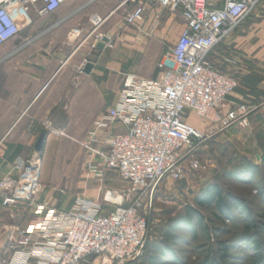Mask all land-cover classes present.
<instances>
[{
    "label": "built area",
    "instance_id": "built-area-1",
    "mask_svg": "<svg viewBox=\"0 0 264 264\" xmlns=\"http://www.w3.org/2000/svg\"><path fill=\"white\" fill-rule=\"evenodd\" d=\"M68 1L0 0V46L30 28L34 17L52 14ZM261 2L122 0V5L130 6L124 26H137L149 4L178 14L182 26L175 45L157 63L158 76L125 74L115 104L96 116L84 137L75 141L85 154L88 177L100 182L111 172L128 188L103 190L100 184L102 195L96 201L78 197L69 210L61 211L42 198V161L17 160L15 174L0 180V205L15 228L6 238L0 264H80L89 257L100 259L101 264H124L141 254L148 230L141 211L151 208L160 182L182 179L186 163L191 170H199L190 154L204 136L232 127L246 129L253 114H264V104L252 107L230 101L237 78L209 62L214 49ZM104 21L91 15L90 35ZM85 64L77 69L79 74ZM190 116L204 128L192 125ZM109 205L114 206L110 213L98 215ZM26 216L31 220L22 227Z\"/></svg>",
    "mask_w": 264,
    "mask_h": 264
},
{
    "label": "rangeland",
    "instance_id": "rangeland-1",
    "mask_svg": "<svg viewBox=\"0 0 264 264\" xmlns=\"http://www.w3.org/2000/svg\"><path fill=\"white\" fill-rule=\"evenodd\" d=\"M73 3L79 14H96L105 19L104 23L95 34L89 33L83 38L82 33L70 46L48 45L47 53L40 51L32 59L52 64L64 61L82 65L84 61L86 64L97 62L101 69L108 66L109 69H103V109L115 100L125 74L147 79L158 76L157 63L175 45L182 29L178 14L169 9H160L155 4H149L143 20L137 26H124L123 18L130 6L122 5V0H73ZM57 13H64V9H59ZM251 22L264 24V0L241 26ZM256 32L264 35V25L258 27ZM98 35L103 39L97 38ZM104 39L107 40L104 50H100L97 44ZM228 40L225 39L214 49L209 56L210 64L239 80L234 93L250 95L242 103L252 107L264 104V65L260 61L244 66L239 55L232 51L226 63H218L216 58H226ZM71 54L73 58H70ZM246 77L253 84L242 83ZM93 118L89 117L88 121ZM47 119L55 122L39 134V149L34 155V159L42 161L44 195L51 203L67 210L78 197L96 201L102 195L99 181L86 175L83 164L85 154L75 143L85 135L87 128L81 127L82 130L75 133L71 128L61 127L58 123H63L66 118L60 117L59 111H53ZM71 119L73 123L84 120L81 117ZM8 120L0 116V146L9 140H4L5 133L1 131ZM189 122L201 130L204 128L194 116H190ZM48 136L57 137L59 142L49 160L45 153L44 161L47 162L43 164ZM24 137L30 136L24 134ZM190 155L198 161L199 170H191L186 163L182 179L164 178L160 182L153 194L151 208L146 212L141 211L148 223L141 254L124 264H202L207 259L215 260L218 264H264V229H259L264 223V195L260 194L264 192V114L261 111L253 114L246 129L232 127L222 133L204 136ZM254 165L255 175L246 174L249 172L247 166ZM14 174L13 166L10 175ZM102 184L103 190L124 191L128 188V184L110 172L105 173ZM211 185L219 186L225 194L238 201L242 200L248 215L233 208L229 217H224L215 209L198 207L195 199ZM113 208V205L102 207L98 215H106ZM190 209L200 214V225L191 224L189 227L186 224L185 215ZM246 226L253 228L246 231ZM255 238L260 249L256 248V241L253 242ZM220 244L227 248L225 255L219 250ZM258 253L262 257H256ZM80 264H101V260L89 257Z\"/></svg>",
    "mask_w": 264,
    "mask_h": 264
},
{
    "label": "crops",
    "instance_id": "crops-1",
    "mask_svg": "<svg viewBox=\"0 0 264 264\" xmlns=\"http://www.w3.org/2000/svg\"><path fill=\"white\" fill-rule=\"evenodd\" d=\"M61 8L64 9V13L59 14L56 11L54 15L36 17L30 28L24 30L15 40L0 46V116L9 118L1 129L5 133L4 140L7 138L9 140L0 146V180L10 175L17 160L34 159L39 149V134L55 122V120L47 119L53 111H59L60 117L66 118L63 123H58L61 127L71 128V131L76 133L85 126L86 134L94 118L116 102L117 95L113 103L103 109V69H109L108 66L101 69L97 62L91 63L93 68L90 74H84L83 70L79 74L77 69L82 67L80 63L72 64L64 61L52 64L48 61L32 59L40 51L47 53L48 45L70 46L82 33L83 38L90 33L92 28L90 15L79 14L78 9L74 8L73 0H69ZM261 25L264 24L245 23L231 34L228 37L226 58H216L218 63H226L227 58L230 57L229 53L233 51L239 55L244 66H249L256 60L264 65V35L256 32ZM98 49L104 50V48ZM73 56L71 54L70 58ZM242 83L253 84V81H248L246 77ZM245 97L250 95L233 93L229 100L245 102ZM93 116L94 118L89 122L88 118ZM72 117H81L84 120L73 123ZM11 133L14 135L11 136ZM24 134H29L30 137L25 138ZM58 142L57 137H47L43 151V164L47 162L44 161L45 153L49 156V160ZM24 153L29 154L24 155ZM4 171H6L5 174H3ZM102 181L99 182V189ZM42 198L51 206L67 211L51 203L44 192ZM30 220L31 217H27L22 221L21 226H27ZM14 231L13 222L0 205V253L7 236Z\"/></svg>",
    "mask_w": 264,
    "mask_h": 264
},
{
    "label": "trees",
    "instance_id": "trees-1",
    "mask_svg": "<svg viewBox=\"0 0 264 264\" xmlns=\"http://www.w3.org/2000/svg\"><path fill=\"white\" fill-rule=\"evenodd\" d=\"M35 19H37V18L34 17V21H35ZM238 83H239V80H238ZM236 90H237V88L235 89V91ZM247 171H249V172L246 174H248V175L252 174L254 176L255 171H256V166L255 165L254 166H247ZM260 194L264 195V192L261 191ZM195 204L198 207H202V208H206V209H215L224 217H229L230 212L233 208H238L242 211L243 214L248 215V209L246 207V204H244L242 200L238 201V200L232 198L230 195L225 194L223 192V190L217 185L209 186L205 190V192L202 196L195 199ZM185 219H186L185 220L186 224L189 227L191 224L194 226H196V225L198 226L202 223V218H201L200 214H198L197 211L192 210V209H190L189 211L186 212ZM252 226L257 227L256 225H252ZM252 226H246V231H249L251 228H253ZM203 228H205V227H203ZM259 229H264V223L262 224V226ZM192 235L194 236V231L192 232ZM254 237H255V234H254ZM253 242L256 243V248L260 249V245L258 244V240H256V238ZM220 246L221 247L219 248V250L224 252L223 255H225L227 248L225 246H223V244H220ZM256 257H262L261 253H258ZM262 259H264V258H262ZM202 264H218V263L215 262V260L207 259Z\"/></svg>",
    "mask_w": 264,
    "mask_h": 264
},
{
    "label": "water",
    "instance_id": "water-1",
    "mask_svg": "<svg viewBox=\"0 0 264 264\" xmlns=\"http://www.w3.org/2000/svg\"><path fill=\"white\" fill-rule=\"evenodd\" d=\"M106 41H107V40L104 39L102 42H99V43L97 44V47H98V48H104V46H105V42H106ZM92 68H93V64H91V63L86 64L85 67H84V69H83V73H84V74H90Z\"/></svg>",
    "mask_w": 264,
    "mask_h": 264
},
{
    "label": "bare ground",
    "instance_id": "bare-ground-1",
    "mask_svg": "<svg viewBox=\"0 0 264 264\" xmlns=\"http://www.w3.org/2000/svg\"><path fill=\"white\" fill-rule=\"evenodd\" d=\"M113 199H114V201H115L116 203L119 202V198H118V197H114Z\"/></svg>",
    "mask_w": 264,
    "mask_h": 264
}]
</instances>
